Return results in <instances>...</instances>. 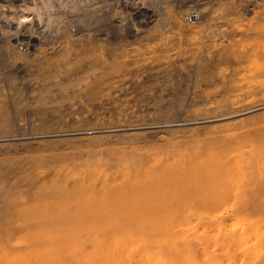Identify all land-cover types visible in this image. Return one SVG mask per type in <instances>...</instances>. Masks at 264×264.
I'll return each mask as SVG.
<instances>
[{
	"label": "bare ground",
	"instance_id": "obj_1",
	"mask_svg": "<svg viewBox=\"0 0 264 264\" xmlns=\"http://www.w3.org/2000/svg\"><path fill=\"white\" fill-rule=\"evenodd\" d=\"M106 1L4 8L0 264H180L207 238L197 234L210 215L214 226L264 217V67L241 68L264 62V0ZM42 17L61 22L63 38L43 54ZM97 24L124 41L71 38ZM177 80L204 84L183 115L172 110L180 101L163 100ZM54 147L68 150L43 152ZM183 227L197 229L189 252L187 237L176 239Z\"/></svg>",
	"mask_w": 264,
	"mask_h": 264
},
{
	"label": "rangeland",
	"instance_id": "obj_2",
	"mask_svg": "<svg viewBox=\"0 0 264 264\" xmlns=\"http://www.w3.org/2000/svg\"><path fill=\"white\" fill-rule=\"evenodd\" d=\"M5 0H1L0 1V9L2 8V10H0V25H2L3 24V22L4 21H2V20H5L4 19V17H6V15H7V12H8V10H9V0H6L5 2H4ZM119 0H107L106 1V8H107V10H110V9H112V6H113V4L112 3H117ZM135 1V0H134ZM159 1V0H158ZM180 1L181 0H172L171 2H172V4H179L180 3ZM203 0H199V2H202ZM139 2V0H136L135 1V3H138ZM3 4V5H2ZM7 4V6H5ZM8 8L6 11H4V8ZM108 8H110V9H108ZM194 10H196V9H193V8H191V10H190V12H195ZM3 11L4 12H6V15L3 13ZM4 14V15H3ZM191 14V13H190ZM190 14H188V15H190ZM36 15L39 17V14H37L36 13ZM73 15H71L70 17H72ZM1 18H2V20H1ZM53 21V22H52ZM44 22V23H43ZM46 23V24H45ZM51 26H49L50 28H48V25H47V20L44 18V17H42V26H40V25H38V30L40 31L41 29L43 30L42 32H44V30H46L45 32H46V35H47V37H46V35H45V38L46 39H44V42H43V45L41 46V53L43 54V52L44 51H48L49 50V48L51 49V47L53 46L54 47V45H56L57 43L56 42H59L61 39H59V38H62L61 37V35H59V34H57V33H59V31L61 30V22L60 23H58V22H55L54 20H51ZM55 23V25H53ZM60 24V25H59ZM132 24H136V22H134V23H132ZM206 25V24H205ZM58 26H60L59 28H58ZM46 28V29H43V28ZM97 27V28H96ZM101 26L100 25H96V26H94L93 27V29H94V31H93V29H92V35L90 34V35H88V34H86L85 33V30H83L84 32H82V35H81V33L79 32L78 34H76V35H73L71 38H80L81 36H82V38L81 39H84V38H88V37H91V36H93V38H94V35H96L98 38H103V41L104 42H102V43H113V42H115V40L117 41V40H119L120 41V39H121V41H124V38H125V36H123V35H117V34H113L112 33V28L111 29H108V31H109V33L107 32L106 33V35H103V34H96L97 32H98V29L100 28ZM48 29V30H47ZM49 29H50V31H49ZM56 30V31H55ZM58 30V31H57ZM55 31V32H54ZM52 33H54V35L52 34ZM83 33H85V34H83ZM78 35H79V37H78ZM107 35H109V36H107ZM56 36H58V37H56ZM76 36V37H75ZM95 36V37H96ZM55 37V38H54ZM96 37V38H97ZM165 36H160V37H158V38H156V40L155 41H159L160 39H163ZM47 38H49V39H47ZM56 38H58L57 39V41H56ZM97 38V39H98ZM107 38V39H106ZM167 38L168 39H170L171 38V35L169 34V35H167ZM52 39H53V41H52ZM54 39H55V42H54ZM63 39V38H62ZM129 39V38H128ZM158 39V40H157ZM49 40V41H48ZM102 41V40H101ZM107 41H109V42H107ZM54 44H53V43ZM56 43V44H55ZM46 45V46H45ZM51 45V46H50ZM264 45V44H263ZM50 46V47H49ZM46 49V50H45ZM48 49V50H47ZM203 50V49H202ZM202 50H198V51H202ZM259 51V50H258ZM257 50L255 51V53H257L258 52ZM264 51V50H263ZM202 52H205V53H211L212 51H210V50H204V51H202ZM259 52H261V51H259ZM259 58L257 57V58H255V57H250L249 59H248V64H245L244 66H242L241 65V68L242 69H246V68H262V67H264V62L261 64V63H259L260 62V59L258 60ZM252 63H255V64H252ZM246 66V67H245ZM253 66V67H252ZM233 67H235V68H238V69H241L240 68V66L239 67H237V66H233ZM184 68H186V67H182L181 68V70L182 71H186ZM220 69H231L232 67H219ZM243 77V80H241V81H239V83L241 84V85H250V83H252L251 81H249V80H247L246 79V77H245V75H239L237 78H239V79H241ZM245 78V79H244ZM181 81V82H180ZM202 83V82H201ZM200 82L199 83H197L196 84V82L194 83V82H191V81H184V80H177L176 82L174 81V84H173V82H171L170 84L171 85H177V88H179L178 90H176L177 88H169V89H166V90H164L163 91V93L165 94V97H163V100L165 99V98H167L169 101H171V102H176V101H180V104H175L174 103V105H173V108H172V110H173V112L175 113V114H181V115H183L184 113H185V110H186V108H187V105H186V103H187V101H189L190 99H191V94H192V92L194 91V90H196V89H198V88H200L201 86H202V84H201ZM178 84H179V86H180V84H181V86L179 87L178 86ZM190 84V85H189ZM199 84H201V85H199ZM196 85V86H195ZM204 85V84H203ZM198 86V87H197ZM194 88V89H193ZM249 87L247 86V88L246 89H244L243 91H246V92H249L250 91V88L248 89ZM168 90V91H167ZM173 90V91H172ZM175 90V91H174ZM184 90V91H183ZM167 91V92H166ZM171 92V93H170ZM173 92H176V94L178 95V94H180V93H182L181 94V96H176V94L174 95V93ZM168 93H169V95H168ZM166 95H168V96H166ZM176 96V97H175ZM187 97V98H186ZM177 98V99H176ZM129 99H132V97H130ZM166 99V100H167ZM210 98H208V100H209ZM173 100V101H172ZM233 100L234 101H236V102H238V101H242V99L239 97H234L233 98ZM186 101V102H185ZM210 101H211V99H210ZM135 105V104H134ZM134 107V106H133ZM132 107V108H133ZM135 108H137V109H139V106L138 107H135ZM143 108V107H142ZM139 110H142V109H139ZM179 111V112H178ZM115 142H113V143H108V144H106V145H111V146H115ZM118 144H122V143H117V145ZM99 144H97V145H95V147H97V148H104L106 145H105V143L103 144V146H102V144H100L99 146H98ZM84 146H85V148H90V147H92V146H88V145H83L81 148H84ZM86 146H88V147H86ZM102 146V147H101ZM55 148V147H54ZM46 149V150H45ZM44 150H43V152H47V153H49V151H51V152H57L58 151V149L59 150H61V149H63V150H61V151H66V150H68V148H66V147H64V148H62V147H58V149L57 148H55V149H52V148H45ZM58 152H60V151H58ZM145 151H142V153H144ZM22 154H26L25 152H21V155ZM248 172V171H247ZM238 179L239 178H237V177H230L229 178V181H232V182H230V186H231V184L233 185L235 182V184L233 185V186H231L232 188H235V189H245V187H246V183H244V179L243 178H241V179H239V181H238ZM246 181V180H245ZM238 182H243V185L242 184H237ZM237 184V185H236ZM235 193V192H234ZM242 194H244V193H240L239 195H242ZM233 195H235V194H233ZM243 196V195H242ZM242 196H240V197H242ZM245 196V195H244ZM205 215V214H204ZM213 215V214H212ZM212 215H210L211 217H210V219L212 220V218L213 217H215L214 215L212 216ZM218 215V214H217ZM232 215H236V216H232ZM231 215V217H230V219H229V221H227L226 222V224L225 225H218V224H215L216 223V219L215 218H213V221H207L208 222V225L206 226L205 224V226H201L200 228H199V230L201 229V231L203 232V234H202V232L201 231H198L200 234H197V235H201L202 236V238H204V237H207L206 239L204 238L203 240H202V244H200V245H202V246H204V247H202V246H200L199 245V247L197 246V245H195V246H197V247H195V246H191V248L192 247H194V248H190V247H187V246H190V245H192L191 244V237L192 236H189V235H193L194 234V232L193 233H190V229L193 231V230H196L197 231V229H192V227H190V229H189V227H186V228H182L183 230H185V232H187V235L186 236H183L184 234H183V232H182V234H181V232L179 233L180 234V237L178 236V237H176V239L177 240H182V238H184V239H186V237H187V241H184V239L182 240V242L184 241L185 243H187V245H185L184 247H187V248H190V249H187V251L186 252H189V250H192L193 251V253L191 252V253H189V255L187 256V258L185 259V261L183 262H180V261H178L180 264H184L185 262H186V264H188L189 262V264H264V217L263 218H259V217H255V216H252V215H244V214H232ZM239 216V217H238ZM244 216V217H243ZM252 217H254L253 219H252ZM239 218V219H238ZM257 218V219H256ZM203 219H205V222H206V220L208 219H206V216H203ZM232 219V220H231ZM234 220V221H233ZM235 220H237V221H235ZM261 220V221H260ZM241 221V222H240ZM212 222H215L214 224L216 225V226H219V228L218 227H216V226H214L213 225V223ZM250 222H251V224H250ZM212 223V224H211ZM233 223V224H232ZM239 223V224H238ZM236 224V225H235ZM192 225H194V223L193 224H191L190 226H192ZM235 225V226H234ZM186 226H189V225H186ZM220 226H222V227H220ZM228 226V227H227ZM233 226H234V228H233ZM237 226V227H236ZM225 227V228H224ZM220 228H222V229H220ZM208 229V230H207ZM218 229L219 230H221V231H218ZM225 229V230H224ZM226 229H229V230H227L226 231ZM213 230V231H212ZM217 230V231H216ZM212 231V232H211ZM232 231V232H231ZM211 234H209V233ZM221 233V234H220ZM226 233V234H225ZM236 233H238L237 234V236H236ZM178 234V235H179ZM225 235V236H224ZM228 235H229V237H228ZM235 235V236H234ZM239 235V236H238ZM210 236V237H209ZM222 236H224L225 238H229L228 239V241H224V239H223V237ZM227 236V237H226ZM222 237V238H221ZM223 239V240H222ZM208 240V241H207ZM214 240V241H213ZM245 240V241H244ZM204 241V242H203ZM247 244H246V243ZM206 243V244H205ZM211 243V244H210ZM212 243H216L217 245L216 246H218V247H216V248H213V247H211V245L212 246H214ZM238 243H240V244H238ZM255 243V244H254ZM228 244V245H227ZM231 244H233L234 246H232V247H234V248H232L230 245ZM236 244V245H235ZM257 244V245H256ZM220 245H221V247H220ZM254 245V246H253ZM207 246V247H206ZM257 246V247H256ZM184 247H182V249H184ZM201 247V248H200ZM208 247H210V248H208ZM230 247H231V249H230ZM203 248V249H202ZM211 248H212V250L213 249H216V251H217V253H218V258H216V260L215 259H208L207 257H205L206 256V252L207 251H209V250H211ZM227 248H229L228 250H229V253H228V250L227 251H225ZM186 249V248H185ZM184 249V250H185ZM223 249H225V250H223ZM234 249V250H233ZM221 250H223L224 252H226V253H228V254H224V252L223 251H221ZM204 251V252H203ZM220 251H221V254H220ZM194 252H195V254H194ZM202 253H204V254H202ZM191 254V255H190ZM201 254H202V256H201ZM195 255V256H194ZM199 255V256H198ZM203 255H205V256H203ZM190 259H191V261H190ZM193 260V261H192ZM205 261V262H204ZM235 261V262H234ZM193 262V263H192ZM176 264V263H175Z\"/></svg>",
	"mask_w": 264,
	"mask_h": 264
},
{
	"label": "built area",
	"instance_id": "obj_3",
	"mask_svg": "<svg viewBox=\"0 0 264 264\" xmlns=\"http://www.w3.org/2000/svg\"><path fill=\"white\" fill-rule=\"evenodd\" d=\"M190 13H192V12H190ZM190 16H191V15H188V16H187V19H188L187 21H193V20H190Z\"/></svg>",
	"mask_w": 264,
	"mask_h": 264
}]
</instances>
